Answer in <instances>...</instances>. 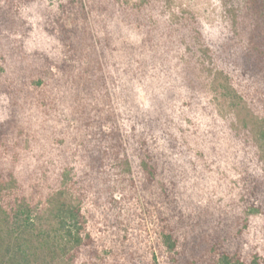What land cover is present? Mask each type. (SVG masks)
Segmentation results:
<instances>
[{
	"label": "rangeland",
	"instance_id": "rangeland-1",
	"mask_svg": "<svg viewBox=\"0 0 264 264\" xmlns=\"http://www.w3.org/2000/svg\"><path fill=\"white\" fill-rule=\"evenodd\" d=\"M83 1L100 43L116 115L105 130L121 134L133 174L125 163L107 161L106 177L117 188L110 199L105 185L110 181L93 165V147L85 141L87 118H81L80 106L75 111L77 98L65 83L48 70L69 55L59 26L74 19L68 14L70 0H35L14 10L20 25L13 32H0L3 80L23 77L21 84L27 82L30 89L19 101L29 105L24 130L17 133L29 138L20 146L30 163L18 168L27 195L41 204L64 187L69 200L81 205L92 244L80 248L77 264H166L160 231L174 222L177 207L194 220L192 226L224 217L234 230L248 218L243 251L259 254L264 264V207L249 214L245 201L251 186L264 191V146L255 130H238L242 116L230 96L218 91L219 81L212 82L216 75L200 80L199 49L195 40L183 37L188 21L197 18L206 40L217 42L225 7L241 0ZM12 96L0 92V124L10 117ZM260 97L251 87L247 99L264 117ZM94 102L105 106L101 97ZM109 137L95 135L93 142L107 146ZM5 161L4 167L12 168Z\"/></svg>",
	"mask_w": 264,
	"mask_h": 264
},
{
	"label": "trees",
	"instance_id": "trees-1",
	"mask_svg": "<svg viewBox=\"0 0 264 264\" xmlns=\"http://www.w3.org/2000/svg\"><path fill=\"white\" fill-rule=\"evenodd\" d=\"M33 1L0 0V32L4 28L13 32L20 25V20L13 17L14 10ZM229 4L225 7V25L217 42L206 40L197 18L188 21L187 25L191 28L185 29L187 35L183 37L195 40L199 49L202 59L199 70L203 77L200 76V80L206 81L216 75L212 82L217 84L219 81L218 91L222 96H230L242 116L238 130H255L260 144L264 146V117L253 108V100L247 99L250 88L255 87L264 100V0H241ZM67 7L68 14L71 12L75 21L71 18V25L66 21L60 22L59 27L61 40L69 55L60 67L50 63L48 70L52 71L57 81H63L71 95L77 98L75 111L80 106L81 118H87L84 129L89 135L85 141L93 147L91 160L97 171L105 175L103 178L110 181L105 185L111 193L110 199H113L117 188L106 177L107 161L110 164L111 161L125 163L129 175H132L131 161L124 152L119 131L109 133L105 130L116 115L111 105L103 54L99 41L93 35L87 5L83 0H70ZM2 69L0 92L13 96L10 117L0 124V264H77L75 259L80 248L92 244L82 207L69 200L64 187L54 195L46 196L41 204L34 200L33 195H27L26 183L23 176L19 179L18 168L26 162L30 163V158L23 154L20 146L23 143L27 145L29 138L23 135L25 133H17L24 130L22 117L25 106L29 105V102L19 101L30 89L26 80L21 84L23 77L3 80ZM31 69L25 65L24 72L30 73ZM100 97L105 103L104 108L94 105V100ZM261 104L264 106V103ZM105 133L111 137L106 142L111 141L112 144L106 146L104 142H93L95 135ZM20 138L23 140L19 142ZM5 160L11 161L12 168L4 167ZM67 173L62 174L64 179ZM131 187L138 198L139 190L135 184ZM167 193H171L170 189ZM246 193L249 214L262 213L264 191L260 186L253 185ZM179 209L177 207L179 213L173 215L174 222L160 231L167 253L166 264H260L263 257L243 251V227H248V218L242 219V227L237 226L234 230H230L232 227L227 225V221L225 223L224 217H219L212 225L200 222L198 226H192L190 223L194 220L191 221L190 216ZM91 253L96 255L97 250L92 249ZM87 262L90 261H82L83 264Z\"/></svg>",
	"mask_w": 264,
	"mask_h": 264
}]
</instances>
